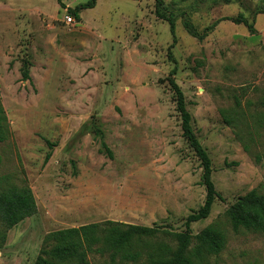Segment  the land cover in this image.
Listing matches in <instances>:
<instances>
[{"label": "rangeland", "instance_id": "rangeland-1", "mask_svg": "<svg viewBox=\"0 0 264 264\" xmlns=\"http://www.w3.org/2000/svg\"><path fill=\"white\" fill-rule=\"evenodd\" d=\"M86 1L0 0L7 129L0 193L26 185L37 206L0 239V264H34L45 235L85 224L181 232L204 202L202 168L182 137L166 81L174 66L167 23L155 17L153 0H97L79 20L68 13ZM163 1L178 16L169 51L174 79L218 194L190 233L213 227L226 240L218 255L193 258L194 264H264V231H233L225 215L250 191L264 196V0ZM182 13L199 32L215 26L202 40L193 38ZM239 14L254 33L233 22ZM24 62L29 81L21 78ZM96 128L111 159L100 152ZM160 243L175 247L170 238L136 243L140 262ZM87 260L110 262L108 253H88Z\"/></svg>", "mask_w": 264, "mask_h": 264}, {"label": "trees", "instance_id": "trees-1", "mask_svg": "<svg viewBox=\"0 0 264 264\" xmlns=\"http://www.w3.org/2000/svg\"><path fill=\"white\" fill-rule=\"evenodd\" d=\"M96 1L87 0L67 11L79 20L81 11L93 9L96 6ZM153 2L155 17L167 23L172 38V44L167 53L174 66L169 71L166 81L173 96L176 113L180 117L182 137L199 160L202 168L201 183L205 189L204 202L196 212L186 217L184 230L181 232H173L162 226H143L114 221H105L102 224L91 223L52 231L43 238L42 247L34 264H90L87 255L92 252L108 253L109 264L128 262L134 264H194L193 258L201 259L206 254L218 255L225 246V236L213 227H206L195 235L190 233L193 223L208 218L218 194L211 179V160L196 137L192 126V116L186 108L183 92L174 79L176 75L175 60L169 51L176 43L175 25L178 16L168 10L163 0H153ZM180 17L181 25L187 34L199 40L205 38L215 26L212 24L199 32L185 13H182ZM233 22L238 25L243 24L250 33L255 31L253 24L248 23L242 14L233 19ZM21 78L24 81L30 80L27 62H24L22 67ZM5 121L4 111L0 107V142L7 138ZM95 133L100 138V152L111 159L112 153L102 139V132L96 128ZM47 145L52 147L51 143L47 142ZM49 158L50 153L45 156L44 164ZM36 212V202L28 186L10 188L0 193V222L4 229L0 233V239L3 241L7 230L33 216ZM225 215L228 217L233 231L245 229L252 232H263L264 196L255 191H250L231 204L226 209ZM156 238H170L175 242V247L172 249L165 243L157 244L145 256V261L140 262L142 254L139 251H134L133 246L141 241Z\"/></svg>", "mask_w": 264, "mask_h": 264}, {"label": "built area", "instance_id": "built-area-1", "mask_svg": "<svg viewBox=\"0 0 264 264\" xmlns=\"http://www.w3.org/2000/svg\"><path fill=\"white\" fill-rule=\"evenodd\" d=\"M72 21L71 16H66V23H70Z\"/></svg>", "mask_w": 264, "mask_h": 264}]
</instances>
